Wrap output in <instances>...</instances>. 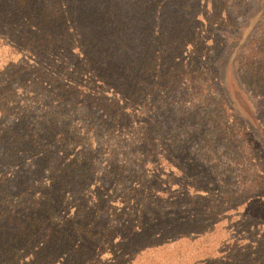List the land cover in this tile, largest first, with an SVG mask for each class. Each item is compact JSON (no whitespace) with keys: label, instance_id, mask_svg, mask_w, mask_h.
I'll list each match as a JSON object with an SVG mask.
<instances>
[{"label":"trees","instance_id":"trees-1","mask_svg":"<svg viewBox=\"0 0 264 264\" xmlns=\"http://www.w3.org/2000/svg\"><path fill=\"white\" fill-rule=\"evenodd\" d=\"M150 1L177 7L137 48L113 4L0 0V264H134L264 190L240 84L264 94V17L224 82L211 62L231 37L216 32L240 37L249 0H210L197 20L199 0L126 7L150 20ZM103 11L116 31L95 25ZM250 216L251 240L204 264H264V205Z\"/></svg>","mask_w":264,"mask_h":264},{"label":"rangeland","instance_id":"rangeland-1","mask_svg":"<svg viewBox=\"0 0 264 264\" xmlns=\"http://www.w3.org/2000/svg\"><path fill=\"white\" fill-rule=\"evenodd\" d=\"M128 0H84V6L96 8L99 6H106L107 4H113L116 8H119L117 13L125 14L127 17L130 16L129 23L126 24L125 30H127V39L132 40L136 44L137 48H142L144 44L156 41L157 35L159 34V26L155 23L159 15H163L159 18L160 20L164 17L168 19V16H172L173 12L170 11L176 5H170V9L166 10L160 9V6H156L152 1L145 3L146 11L151 12L153 16L150 20H147L138 10L137 5H131L126 7L129 3ZM200 3L205 6L199 7L195 14L194 19H204L205 11L211 9L210 0H199ZM251 8L246 14V18L242 19V27L240 30V37L234 38L233 35L236 33H231L230 31H225L223 29L217 30V35L222 37L230 36L231 38L228 42L220 47L219 53L216 57L212 59V67L217 68L219 72V77L222 81L226 82L227 78L225 75V67L229 65L228 63L235 59L239 53V48H236V41L241 39L242 43L250 35L252 30L256 25L263 19L264 15L256 14V5L259 3L258 0H249ZM121 7V8H120ZM126 7V8H125ZM177 7V6H176ZM115 8V9H116ZM177 10V9H176ZM175 10V11H176ZM116 11V10H115ZM94 16V15H93ZM94 23L100 27L106 26L113 28L116 31L118 28L115 27L113 22H108L105 17V11L102 15L97 14L94 17ZM188 54L189 52H185ZM233 53V54H232ZM229 83V81H228ZM241 86L247 91L249 99L254 102V108L257 111V120L261 124L260 128H256L258 122H253L249 124L254 132L258 136V146L262 157L264 159V94L253 91V89L247 88L243 82L240 83ZM233 97L236 106L244 115V117H254L253 114H247L242 108L239 99L243 100V96L240 94L234 95ZM246 115V116H245ZM247 120V119H246ZM255 123V124H254ZM260 131V132H259ZM264 205V190L254 197L249 198L245 203L239 205L237 208L222 214V218H219L213 226L207 227L200 233L193 230L190 234H183L176 238H171L164 244L159 246H152L141 252L138 257H136L134 264H204V262L210 258H219L221 255L228 252L232 245L236 244L242 246L246 241H250L252 238L251 232L242 227V220L251 218L250 212L259 211ZM256 216L255 214H253ZM262 223L259 225L262 227ZM264 226V225H263ZM264 229V227H262ZM261 229V228H260Z\"/></svg>","mask_w":264,"mask_h":264}]
</instances>
